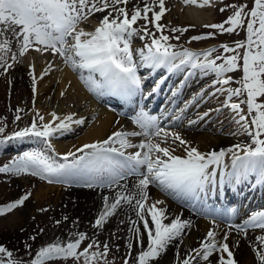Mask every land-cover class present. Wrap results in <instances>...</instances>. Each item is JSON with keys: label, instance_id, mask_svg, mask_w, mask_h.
Here are the masks:
<instances>
[{"label": "snow or ice", "instance_id": "snow-or-ice-1", "mask_svg": "<svg viewBox=\"0 0 264 264\" xmlns=\"http://www.w3.org/2000/svg\"><path fill=\"white\" fill-rule=\"evenodd\" d=\"M129 3L130 0H0V36L11 32L16 38L18 54L21 57L30 49L58 55L65 64L80 73L82 82L90 92L98 97L119 96L126 102H130L140 93L142 78L137 74L138 68H163L170 73L184 70L188 75L192 74L189 69H199L204 76L215 74L216 79L212 81V86L220 85L215 87V91L227 93L225 106L235 113L236 123L250 137L251 144H236L227 150L231 153V169L226 172L225 150L201 153L196 147L188 145L179 133L161 127L156 116L149 115L141 108L133 120L142 132H113L104 140L86 143L75 151L65 153L60 158L63 162H60L55 158L58 154H55L50 138L58 133L62 135L70 132L72 125H81L85 121L83 118L73 119L74 114L61 118L53 112L50 114L52 119L45 122L44 116L37 111L38 120L34 118L29 126L0 138V146L12 140L40 138L54 155L36 149L25 151L0 166V173H28L49 183L76 180L82 181L86 187L119 186L121 189L124 185L120 182L126 177L139 176L135 193L117 191L111 203L108 196L104 197V208L93 227L103 228L108 218L113 216L120 206L131 205L136 219H129L128 230L133 234L135 245L140 250L132 257L134 244L129 242V253L124 259V264H155L167 248L182 235L190 222L182 220L179 216L171 222H166V210L159 207L164 202L157 200L149 203V185L155 184L174 197L191 199L205 192L208 186H214L217 175L221 184L226 181L230 184H240L249 176H254L258 184H264V99H261L264 98V0H254L250 10H246L247 6L244 4L229 5L228 7L234 8L235 11L224 22L206 25L219 30L220 33H234L242 27L246 31L245 41H237L234 47L227 44L220 46L224 53H233L232 55L215 58H211L215 48L200 52L188 48L176 50V45L169 43L171 39L179 40L180 37L163 34L165 25L160 21L167 11L165 0H144L142 6H134L130 11L127 7ZM183 3L204 7L209 5L211 0H183ZM220 10L224 11L223 8ZM105 11L107 14L99 20L94 30L89 32L78 28L81 21ZM141 20L144 21V26L138 29L135 25ZM150 25L160 35H156ZM171 31L182 33L187 29L173 28ZM212 35L214 34L207 33L190 39L201 40ZM134 36H139L141 40L147 37L149 42H146L143 48L134 49L131 46ZM240 49H243L242 54ZM9 53L12 54L11 59L17 60V53L12 51L10 41L4 39L0 42V63L4 65L5 72L13 67L7 63ZM136 55L139 56V61L135 59ZM238 69L242 71L238 82L240 86L225 87L233 82V77L226 74ZM46 72L47 70L41 76ZM161 81H157V86ZM32 91L35 100L37 88L34 75ZM155 91L156 87L152 89V92ZM202 94L203 90L197 93L193 100L200 98ZM244 94L246 100L232 102L233 97ZM193 100L188 101L185 107L193 103ZM242 104H246L247 113H244ZM21 111L23 110L19 108L16 110V120L21 119ZM207 115L204 113V116ZM172 119L178 120L180 116H173ZM188 123L191 125L197 121L190 120ZM3 132L4 127H0V133ZM141 134L148 139L133 145L129 137ZM154 136L161 137L164 142L169 137L173 143L178 141L180 145L185 146L186 155H174L171 147H162L161 143L154 142ZM117 144L119 147L114 146ZM132 147H138L142 151H124ZM29 195L25 194L9 204L0 206V215L22 206ZM56 223L59 224L60 221ZM232 227L241 232L248 228L264 229V209L251 212L242 224ZM76 235L74 240L63 243L57 240L39 248L30 264H48L69 258L76 260L77 264H101V257H107L110 252L109 244L104 243L102 251L98 245L91 243L78 250L81 249V242L86 239V234L79 232ZM216 235L215 231L209 229L199 248L191 249L179 264H198L200 259L208 261L213 253H221L218 264H237L226 242L228 233H225L223 241H217ZM257 240L261 246L258 248L254 245V252L259 264H264V236H258ZM0 254L10 258L7 261L0 260V264H18L16 260L11 259L12 253L5 247L0 246ZM103 264H109V261L105 258Z\"/></svg>", "mask_w": 264, "mask_h": 264}, {"label": "rangeland", "instance_id": "rangeland-1", "mask_svg": "<svg viewBox=\"0 0 264 264\" xmlns=\"http://www.w3.org/2000/svg\"><path fill=\"white\" fill-rule=\"evenodd\" d=\"M165 2H166L167 11L162 17L160 23L165 25V28L163 29V34L169 35L171 37H175V36L180 37L179 40L171 39L169 41V43L176 45V50L188 48L193 51L200 52L205 49L215 48V51L211 53V58H215L216 56H227V55L233 54V53H224L223 48L220 47L221 45L227 44L230 47H234L237 41H245L246 39V31H245V28L243 27L238 28L234 33H220L219 30L206 27V25L219 24V23L224 22L235 11L234 8L228 7L229 5L244 4L247 6L246 10H250L251 7L253 6L254 0H211V3L207 6H204V8L198 7L196 5L188 4V5L193 6L194 8L197 7L201 9L204 13L209 12L210 15H208V17L209 16L210 17L207 20V22L199 26L191 22L182 20L179 14L180 12L176 13L174 11L177 6L180 5L179 8L182 7L181 3L183 2V0H165ZM137 5L142 6L143 2L142 3L137 2L134 4L130 2L127 5V7L130 11L134 6H137ZM185 6L183 7L185 8ZM156 7L158 10V5ZM222 8L224 9V11L220 10ZM103 16L104 14L102 16L92 15L93 19L88 18L86 19V21L92 19L94 21V24L97 26L99 23V20ZM143 26H144V21L142 20L139 21L135 25V27H137L138 29H142ZM89 27L90 26L88 25V28ZM149 27L156 35H160V33L156 32L155 28L151 27V25ZM225 27H228V25H225ZM173 28H177V29L186 28L187 31H184L182 33L172 32L171 29ZM85 30H87L86 27H85ZM207 33H213L214 35L209 36L205 39H201V40H191L190 39L193 36H202V35H206ZM0 42H3L2 37H1ZM146 42H149V38L146 37L144 40H141L139 36H134L131 41V46L133 47L134 46L133 44L135 43L138 46H141L140 48H143ZM239 51L242 54L243 49H240ZM20 57L21 56H19L18 49H17V59ZM137 57L139 56L138 55L135 56L136 60H137ZM10 58L11 56H8L7 60ZM201 59H203V57H201ZM11 60L13 59H10L7 63L8 64L12 63ZM219 62H222V61H218V63ZM240 63H242V61H240ZM143 72L144 71L137 70V74L140 77L143 76ZM191 73L192 74L189 75L188 77L186 75V71L182 70L181 73H177L176 75H173L172 77L174 78L172 80L174 83L172 84L171 83L172 81L167 83V85L163 87L164 88L163 91L168 90L169 89L168 87L176 84L177 75H179L178 77H180V75H183V76L186 75L185 77H188L187 84H190V83L192 84L191 91L196 90V88L197 89L201 88V85L205 84L208 81H212L216 79L215 74L210 73L207 76L201 75L199 69H194L191 71ZM226 75L232 76L233 82L225 87L236 88L240 86L238 82L240 81L241 76H242L241 70L238 69L234 72L227 73ZM6 77L3 78L2 82L0 81V127H4V132L0 133V138H3L4 136H10L13 132L19 131L20 129L29 126L32 123L33 119L35 118L37 111H39L36 109V107H38L39 105L41 106L42 103L44 102L42 99H39L36 96L34 100L33 92H32V96L30 98H27L26 96V92L28 91L27 89L32 84L28 85L24 83L21 80V78H18V79L13 78L11 80L10 77L8 78ZM147 85L148 84H145L143 87L141 85L140 89L143 90L142 88H144ZM215 87H220V85H216ZM215 87L210 85L209 87H207L204 93L207 92V96H209L212 93V96H214L215 99L219 98V96L223 94V96H226L225 97L226 99L227 93H218L214 90ZM44 96L45 94H42V97ZM220 97L222 98V96ZM232 99L236 101L238 100V102L246 100V94L239 96V97H233ZM261 99H264V98H261ZM184 100H186V98ZM217 100H215V102H217ZM215 102L214 104L209 102L206 106H204L205 105L204 103V105L202 104L203 106L201 105L200 107H197L195 110L191 111L190 113H186L183 116V118L179 119L180 121L176 124L166 125L167 122H165V123L160 124V126L164 127L167 131L168 130L171 131L174 129L175 131L179 130L185 133L184 137L185 136L186 137L185 138L183 137V139L187 140L186 133H188V135H191L190 133L195 131L194 124L190 125L188 121L196 120L197 121L196 124H199L205 120L208 121L210 118H212L210 122L216 119V116L213 118L209 114L212 108H217L218 104H216ZM181 104L182 103L178 101L176 105H173L172 109H174V111L173 110L171 111L170 116H172V114L177 110V108H179ZM198 105H199V102L194 103V106H198ZM159 107L160 105L155 107V109H153V111H151L150 114L152 116L159 117V111H160ZM241 107L243 110L244 109L246 110L244 111V113H247L246 104H242ZM18 108L23 110L19 113L21 117L20 120L15 119V116L17 115L16 110ZM101 108L102 110L112 109V108L110 109V107L105 104L104 105L101 104ZM143 110L146 111L145 108H143ZM139 111H140V107L135 106L134 108L128 110L127 113H124L121 117L122 118H128L131 116L133 117V116H136V114ZM205 112L208 114L207 116H204ZM220 112H225V109H222ZM40 115H43V114H40ZM96 116H98V113L96 114ZM170 116L168 115L167 119ZM29 117L31 118V120L29 119ZM198 117H203V118L198 119ZM36 119L38 120V118ZM126 121L128 120L126 119ZM184 121L186 124L183 123ZM130 123L131 125H133V127L135 126L132 122ZM90 126L91 127L94 126V121L90 123ZM90 126L82 127L84 128V129L81 128L82 130H75L74 132H67L64 134L63 137H61L62 135L60 136L54 135L52 138H50V143L52 144V147L55 149V154H58V155H55V158L59 160L60 162H63L60 158L65 153L70 152V151H75L76 148L81 147L83 144H85L84 142L89 143V141H85V138H83V136L86 137L84 133H86V130ZM226 127L227 126L222 127L223 129L218 131L217 132L218 134L216 135L221 136V137L224 136V132L227 129ZM138 130L142 132V130L139 127H138ZM206 131H209V130L208 129L206 130V128L205 129L201 128L197 130L196 133L202 134L203 132L205 133ZM131 137L134 140V143H132L133 145L140 144L139 139L141 136H130V138ZM153 138L160 139V137H155V136L152 137V139ZM247 142L248 143H245V144L240 143L239 141L235 142L234 144L233 143L223 144L222 145L223 147L221 148V150H225L226 154H228L227 150L232 148V146L236 144H241V145L251 144V140ZM160 143L161 145H163L162 142ZM188 144L191 147L198 146L196 142L194 143V141ZM61 145H70V146L67 150L59 153L56 150L58 149V147L61 148ZM180 146L182 149H184L185 147L182 145ZM65 147L67 148V146ZM34 149L44 151L49 155H54V153H52V151L46 147V145L42 142L40 138H31V139L25 138L22 141L12 140V141L5 143L3 146H0V166L4 165L5 163H8L14 157L22 154L23 152L31 151ZM59 150L61 151L62 148ZM136 151H142V150L138 147H133L132 152H136ZM210 151H212V149H210ZM131 177L138 178L139 176L137 175L128 176V178H131ZM250 179L253 180L254 176H251ZM250 179L248 180L249 182L251 181ZM68 184H70L69 180L64 181V182L49 183L47 180L40 179L38 176H32L31 174H28V173H21L19 175H15L12 173H0V206L9 204L19 199L21 196L25 194H30L29 198L25 201V203L22 206H18L17 208L11 210L10 212L0 215V235H3V237H6V240H8L7 242L11 243L9 246L5 247L4 245L7 243H3L0 240V246H3L8 251H10L12 253L11 259L16 260L18 264H30V260L34 258L36 251L39 248L49 243L55 242L57 240L63 243V242H67L68 240H74L77 238V235H76L77 233H76L75 235L74 234L72 235L73 237L69 235L68 239H66L64 236L62 237L63 239H61V236L54 235L50 230L49 222L51 219V210L53 209V206L55 204L60 203V201L58 202V200L60 196L63 195L64 193L62 189L63 187L64 188L67 187ZM234 185H235L234 183L227 184L226 187L229 189L228 192L230 191V188H234ZM149 187L153 190L155 197H157L159 200L166 199L168 202H171L173 205L176 204L174 203L172 197H170L166 192L162 191L156 185L151 184L149 185ZM231 202L227 201V203L226 202L224 203L223 214H222L223 217H220L219 215H212V214H205V215L200 214V212L198 213V211H196L195 209L193 210L192 209L193 207L191 208L190 206H188V203L186 205L184 204L182 205L179 203L183 209L185 208L186 210H188L192 214V216L195 218V219L193 218L192 221H189L190 222L189 226H187L184 232L182 233V235L176 239L177 242L175 243L176 244L175 248L178 251L182 250L183 248L184 249L181 251V253H177L178 251L175 250V254L170 255L172 256V258L170 256L165 257L166 261L165 260L160 261V262L156 261L155 264H173L174 262H175L174 264H179V261H181L179 259L185 258L191 249L199 248L200 242L204 240L209 229H212L213 231L216 232L217 241H223L225 233H228V239L226 242L229 244L230 250L233 252V255H234L235 260L237 261V264H259V261L257 260L256 255H255L253 246L255 245L258 248L261 246L260 241L257 240V237L264 236V229L248 228L245 230V232H241L235 229L234 227H232V225H235L238 223L242 224L250 216L251 212H253L254 210L257 211L260 209H264L263 208L264 206L260 204L259 205L254 204V206L249 210L246 209V210H243L242 212L238 211V213L236 214H230L233 212L231 210ZM212 203H214V201H212ZM62 204L63 203H60L59 205H62ZM179 204H176V205L180 206ZM127 205L128 204H124L120 206L116 210V212L113 214L112 217H116L119 215L122 216V212L123 211L126 212L125 209ZM103 208H104V204L100 206V210L96 212V215H99V213L103 210ZM40 209H47V211H40ZM219 209L220 207H218L216 210H219ZM132 212L133 213H132V216H130V218L133 219L136 217V215L134 217L135 212L133 208H132ZM168 212H171V211H168ZM203 217L207 218L206 221L211 220L210 222H213L217 226H220L221 230L219 231V229L216 228V226L213 224L214 227L209 225L208 226L209 228L205 232V234L201 233V230L198 231L199 229H202L200 225L206 223V221L202 220ZM109 218L111 219V217ZM120 239H121V236L117 235V231L115 229H113L112 231L105 230L103 231V233H97V234L95 233L93 235L86 236V239L81 242V249H78V250H82L83 247H86L88 244L91 243V244L98 245L99 249L102 251V245L104 243H108L110 246V252L107 255V257H101V264H103V260L105 258L109 261V264H124V259L128 256L129 250L127 248V244L125 243L121 244L122 242ZM93 250H96V249H93ZM131 255L132 257H135L136 254L133 255V252H132ZM220 255L221 253H213L210 256L208 261H204L200 259L198 261V264H218V259ZM8 259L10 258L3 254H0V260L7 261ZM48 264H77V261L72 258H69L66 260L58 259L52 262H48Z\"/></svg>", "mask_w": 264, "mask_h": 264}, {"label": "bare ground", "instance_id": "bare-ground-1", "mask_svg": "<svg viewBox=\"0 0 264 264\" xmlns=\"http://www.w3.org/2000/svg\"><path fill=\"white\" fill-rule=\"evenodd\" d=\"M130 2H132V4L137 3V2L142 3L144 2V0H130ZM181 4H182V7L186 5L185 8L184 7L179 8L180 5L177 7L175 5L176 8L174 11L176 13L180 12L179 14L182 20L191 22L199 26L207 22V20L210 17V16L208 17V15H210L209 12L204 13L201 9L197 7L194 8L193 6L185 4L183 2ZM98 14H94V15L102 16L103 14L104 15L107 14V11L103 13H98ZM90 18H92V16ZM92 19L88 21L86 20L81 21L80 24L78 25V28H83L85 30V27H86L87 30L89 29L88 30L89 32L90 30L91 31L94 30L96 25L94 24V21ZM88 25L90 26L89 28H88ZM1 37L3 38V40L8 39L10 41L12 51L17 53L18 45L16 43V38L12 35V33L7 32L4 36H0V41H1ZM133 45H134L133 46L134 49H140L141 47L135 43ZM11 55L12 54L10 53L8 54V56H11ZM10 59H8L7 62ZM137 61H139V57H137ZM11 62L12 63L10 64H12L13 67L9 68L7 72L4 71V65L0 63L1 65L0 66V81L2 82L3 78L8 76L10 77L11 80L13 78H17V79L21 78V80L24 83L29 85V84H32V75H34L36 77V88H37L36 97L44 101L42 105L41 106L39 105L38 107H36V109L39 110L38 111L39 114L44 115L45 122L52 119L50 114L53 112H55L57 116L61 118L68 114H74L73 119L83 118L85 121V123L81 125H75V124L72 125V130L70 132H74L75 130L84 129L82 127L90 126V123L94 121V126L92 127L90 126L86 130V133H84L86 137L83 136V138H85V141H89V143L104 140L109 135H111L113 132H116V131L140 132L138 130L139 126L133 127V125H131L130 122L126 121V119L124 120L120 116L124 114V112L128 110L129 108L135 107L134 105L137 102L139 104L140 103L145 104V106H139V107L145 108L146 112L149 115H151L150 113L151 111H153V109H155V107L160 105L159 117H157L159 124L169 122L168 124L166 123V125H169V124L173 125L180 121L179 119L173 120L172 119L173 116L179 115L181 119L186 113H190L191 111L195 110L197 107H200L202 104L204 105L205 103L204 106H206L209 102L214 104L215 100L217 99H218L217 102H215L216 104H218L217 108H212L210 110L211 112L209 113L210 116L213 118L216 116V119L212 120V122H210L212 119L210 118L208 121L205 120L199 124L195 123L194 124L195 131L191 132L190 133L191 135H188V133H186L187 135L186 141L188 143H191L193 141L194 143L196 142L198 145L196 146L198 150L201 153L207 154L213 151L219 152L221 148L223 147L222 146L223 144H228V143L234 144L237 141L245 144V143H248L247 141L250 140L249 136L240 129V125L236 123L235 113L229 107L225 106L226 96H223L222 94L220 95L222 96V98L219 96V98L215 99L214 96H212V93L209 96H207V92L204 93L207 87L212 85L213 80L208 81L205 84L201 85V88H198V89L196 88V90L191 91L192 84L191 83L187 84L189 75L186 72V75L188 77H185L186 75L185 76L180 75V77H178L179 75H177L176 84L168 87L169 88L168 90L163 91L164 89L163 87L167 85V83L171 81H172L171 82L172 84L174 83L172 80L174 77L172 76L176 75L177 73H181L182 70L170 73L166 69H163V68L156 69V70H151L148 68H138V71H144L143 76L141 75L142 76L141 77L142 87L145 84H148V85L142 88L143 90L140 89L141 95L137 94L136 96L132 98L130 102H126L119 96L106 95L108 98L103 97V96L98 97L94 93L90 92L88 88L84 85V83L82 82L80 78V73L77 71H74L69 65L65 64L63 59L59 57L58 55H52L49 52H37L34 49H30L29 52L26 53L23 57L18 58L17 61L11 60ZM49 65H51L50 68L48 67ZM46 70H47L46 74L41 76V74L45 73ZM189 70L192 71V69H189ZM30 73H32V75H30ZM84 75L85 76L87 75L86 70L84 71ZM96 75H97V78H99L98 74ZM162 77H163V80L161 81ZM157 81H161L158 87L159 88L158 92L157 91L152 92V89L154 87L157 88ZM181 81H183V83H181ZM27 90L28 91L26 92V96L27 98H30L33 92L32 85ZM201 90H203L204 94H202L200 98L193 100V98L196 96L197 93H201ZM174 92H175V95H174ZM61 93H64V95H61ZM42 94H45V96L42 97ZM112 96H114L117 99L118 101L117 104H119L120 106L118 108H114V107L113 109L110 108L111 110L109 109L102 110L101 104L108 103L107 99H112ZM185 98L186 100H184ZM190 100H193V103L188 104L187 107H185L186 103ZM178 101L181 102L182 104L179 106V108H177V110L175 109L176 111L174 113L172 112L173 114L172 116H170L171 111L172 110L174 111V109H172L173 108L172 106L176 105ZM196 102H199L198 106H194V103ZM232 102H238V100L236 101L232 99ZM111 103L112 104L116 103V101L115 102L111 101ZM181 109H183L182 112L180 111ZM222 109H225V112H220ZM243 111H246V110L244 109ZM97 113H98V116H96ZM168 115L170 117L167 119ZM133 117L130 118L131 122H134ZM35 118H38V117L35 115ZM29 119L31 120L30 117ZM166 119L169 121H167ZM183 123L186 124L185 121ZM224 126H227L226 127L227 129L224 132V136L222 137L217 136L216 135L218 134L217 132L223 129L222 127ZM201 128L203 129L206 128V130L208 129L209 131H206L205 133L203 132L202 134H197L196 131ZM170 132H177L181 135V137H184V134H185L179 130L175 131L174 129L171 130ZM64 134H62L61 137H63ZM56 135L60 136L61 134L58 133ZM139 136H141L139 139V142L147 140V137L144 136L143 134ZM129 139L131 140L132 143H134V140L132 139V137L131 138L129 137ZM153 141L154 142L159 141V143L162 142L163 143V145H161L162 147H171L174 150L173 152L174 155H179V156L186 155L184 149L181 148L179 142L177 141L173 143V140L171 137H169L166 142H164L161 137L160 139L153 138ZM84 143L86 144L88 142H84ZM117 145H114V146H117ZM65 146H67V148ZM69 146L70 145H61L62 150L60 151L59 149L61 148L58 147L56 151L60 153L62 151L67 150ZM117 147H119V145ZM132 148H127L124 151L126 153H132ZM210 149H212V151H210ZM224 164L227 165V167L225 168V171L226 172L229 171L231 169V153L230 152H228V154H225ZM210 167H214V166H210ZM217 172H219V168H217ZM250 177L251 176H249L247 180L242 181L240 184H235L234 188H230V191L227 192L229 190L226 187L228 184L227 181L221 184L219 181V176L217 175L216 184L214 186H217V187L220 186L219 190L222 189V191L228 195V197H226L225 200L229 199L230 201L231 199L232 201L231 210L233 211L232 214H236L238 213V211L242 212L243 210H246V209L249 210L254 206V204L256 205L260 204L264 206V184H258L256 182L255 177L253 180L250 179ZM138 179L139 177L138 178H132V177L128 178L127 177L125 180L120 182L122 185H124L123 189H121L119 186H113L111 188L108 186L86 187L80 181L69 180L70 184H68L67 187L65 188L63 187L62 190L64 191V193L63 195L60 196L58 200V202L60 201V203H63V204L62 205H59L60 203L55 204L53 206V209L51 210V219L49 222L51 232L54 235L61 236V239H63L62 238L63 236L66 239H68L69 235L72 236L73 234L75 235L76 233H79V232H84L86 236H90L95 233L96 234L103 233V231L105 230L112 231L113 229H115L117 231V235L121 236V239H120L122 242L121 244L123 243L128 244L129 242H133L134 248L132 252H133V255H135L140 249L139 247L135 245L133 234L129 232L128 230L129 228L128 222H129V219H132L130 218V216H132V213H133L131 205H127L125 209L126 212L123 211L122 216L120 215L116 217L111 216V219L108 218L103 228H99V227L94 228L93 224L98 216L96 215V212H98L100 210V206L104 204V197L108 196L110 198L109 202H111L114 199L115 193L117 191L126 190L128 192L135 193L136 192L135 186L137 184ZM249 179L251 180L250 182L248 181ZM211 187L213 186H208L206 190L208 191L209 189H211ZM206 190L205 192L200 193L198 197L191 198L190 200L188 198H177L172 195H169L167 192L166 193L170 197H172L174 203L176 204H179V203L182 204L183 200L185 202L186 200H189L188 206L192 207L191 202H194V203L197 202L196 204L193 205V207L196 211L199 212L202 210L205 211L207 207L211 206L210 200L206 198L207 196L208 197L211 196L209 194L212 191L210 190L207 193ZM147 191L149 195V203L159 200L157 197H155L154 192L150 187H148ZM235 193L237 194L236 196H235ZM204 195H205L206 201L203 200ZM216 195L218 194L216 193ZM199 200H200V203H198ZM225 200H223V202H225ZM162 201L164 203L162 205H159V207H163L166 210V216L168 217L166 222H171V220L176 218L177 216H179L182 220H185V221L193 220L194 217L192 216V214L184 208L186 210L185 211L181 207L180 204H179L180 206L176 204L173 205L171 202H168L166 199ZM217 207L221 208L220 205H217ZM213 209L210 208V211H215ZM222 209L223 208H221L220 211H222ZM168 211H171V212H168ZM172 212L173 213L175 212V213L173 214ZM65 217H67V219H65ZM134 217H135V214H134ZM133 219H136V217ZM202 220L206 221L205 219H202ZM56 221H60V223L57 224ZM210 221H206V223L200 225L202 229H199L198 231L201 230V233L205 234V232L209 228L208 227L209 225L213 227L215 225L216 228L219 229V231L221 230L220 226H217L215 223L210 222ZM176 242L177 240L173 242L174 245L172 244L167 248L166 252H164L157 260L158 262L164 261V260L166 261L165 257H169L171 254H175V250L178 251L175 248ZM145 244H146V238H145ZM182 250L178 251L177 253H181ZM170 257L172 258V256ZM179 260H182V258H180Z\"/></svg>", "mask_w": 264, "mask_h": 264}, {"label": "trees", "instance_id": "trees-1", "mask_svg": "<svg viewBox=\"0 0 264 264\" xmlns=\"http://www.w3.org/2000/svg\"><path fill=\"white\" fill-rule=\"evenodd\" d=\"M0 240L3 242V243H7L5 244L4 246H9L11 243L7 242L8 240H6V237H3V235H0Z\"/></svg>", "mask_w": 264, "mask_h": 264}]
</instances>
